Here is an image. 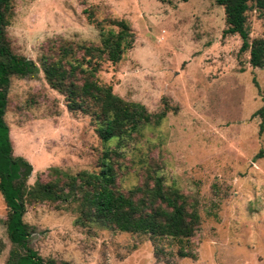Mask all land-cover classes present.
<instances>
[{
	"label": "rangeland",
	"instance_id": "1",
	"mask_svg": "<svg viewBox=\"0 0 264 264\" xmlns=\"http://www.w3.org/2000/svg\"><path fill=\"white\" fill-rule=\"evenodd\" d=\"M11 2L4 28L10 50L34 63L54 39L97 43L104 18L129 24L132 48L118 63H103L98 81L124 101L166 114L122 149L117 183L125 190L138 183L145 162L199 216L183 245L190 256L180 258L176 241L77 226L75 204H35L22 216L30 228L27 246L44 261L68 264H264V110L262 117L254 114L264 105V68H250L247 55L238 56V37L222 34V8L214 0ZM262 24L254 11L247 13L251 39L263 36ZM3 121L11 156L31 166L28 185L48 168L98 169L106 144L89 117L66 110L41 72L10 78ZM3 221L0 195V264L13 248Z\"/></svg>",
	"mask_w": 264,
	"mask_h": 264
},
{
	"label": "trees",
	"instance_id": "2",
	"mask_svg": "<svg viewBox=\"0 0 264 264\" xmlns=\"http://www.w3.org/2000/svg\"><path fill=\"white\" fill-rule=\"evenodd\" d=\"M186 2L188 0H178ZM222 8L223 35L240 41L238 56L247 55L250 68H264V0H214ZM254 11L262 18L263 36L250 38L246 16ZM88 12V11H87ZM12 16L11 0H0V195L4 203V230L13 248L6 264H68L43 260L28 246L30 228L22 222L27 206L75 204V225L128 234H148L178 242L177 255L190 256L185 244L194 236L199 216L190 199L164 184L158 170L141 163V180L122 189L117 183L122 149L133 145L148 126H157L166 111L148 112L142 104L114 95L110 86L99 83L97 73L103 63L116 64L132 48L134 35L123 19L104 18L99 40L74 42L54 39L41 48L36 63L11 52L4 28ZM92 22V11L87 13ZM96 22L99 26L100 22ZM41 72L48 88L62 97L69 113L89 117L97 139L105 146L96 171L68 174L48 168L31 185L20 179L3 116L11 77L30 78ZM264 105L254 114L263 116ZM261 123L259 124V131ZM113 142V146L107 145ZM23 251V255H18Z\"/></svg>",
	"mask_w": 264,
	"mask_h": 264
},
{
	"label": "water",
	"instance_id": "3",
	"mask_svg": "<svg viewBox=\"0 0 264 264\" xmlns=\"http://www.w3.org/2000/svg\"><path fill=\"white\" fill-rule=\"evenodd\" d=\"M16 165L18 167V174H19V178L22 180V179H25L29 173L31 172V166L30 165H27V164H23L22 162L20 161H16Z\"/></svg>",
	"mask_w": 264,
	"mask_h": 264
}]
</instances>
